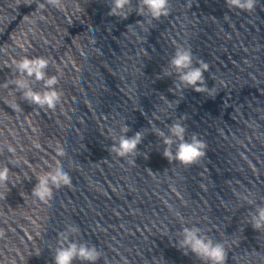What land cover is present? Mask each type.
Here are the masks:
<instances>
[{
	"label": "clouds",
	"instance_id": "clouds-1",
	"mask_svg": "<svg viewBox=\"0 0 264 264\" xmlns=\"http://www.w3.org/2000/svg\"><path fill=\"white\" fill-rule=\"evenodd\" d=\"M229 8H236L242 11H251L256 7L257 0H225ZM64 4V0H45L38 5L43 9L46 6L60 9ZM132 0H110L108 15L115 16L120 19H127L133 12ZM136 15L147 17L151 20H159L163 16L169 14V0H138L134 9ZM49 59L43 56L29 57L24 56L19 60H15L11 68H14V78L6 80L2 86L9 88V85L15 86V91L20 92L22 98L31 105L39 108H47L55 111L57 105L61 102V93L57 90L59 84L58 75L47 74L49 67ZM173 68L179 74L180 84L191 87L196 92L209 91L204 82V74L209 71V65L203 61H198V66H193V53L190 48L177 47L170 61ZM42 81L43 91L36 90L32 87L31 81ZM171 91V90H170ZM9 106L15 112H23L15 100ZM185 116H181L179 120L173 123L169 132L171 136L165 137V145L173 143L172 137H175L179 143L175 152L170 147H166L163 153L164 157L170 162L178 161L184 165L195 164L200 158L206 155V143L194 133L190 140L185 139L186 129L180 122ZM122 133L118 143H114L111 152L119 157H127L135 154L137 146L142 140V133L136 132L132 137H128L126 133L129 131L127 125L121 129ZM161 135H163L161 133ZM39 147V145H36ZM5 149L8 153L14 154V148L10 145H0V154ZM57 157H64L66 152L60 145L54 149ZM8 163L0 166V199L5 200L7 193L10 191L8 185L13 184L10 180L9 173L11 171ZM47 171L37 176V183L32 189L31 196L39 201L47 203L53 197V188L59 189L62 186H71L72 178L68 172L64 170L59 160H56L55 166L49 165ZM249 223L252 228L259 232H264V205L257 206L255 211L250 213ZM78 227L69 226L68 233L78 232ZM4 232L0 230V238L4 237ZM62 238V242L58 243V247L54 251V264H73L79 260L84 264H96L101 259L102 253L94 245L81 243L70 239V235L61 231L58 234ZM182 240L179 242V248L187 255L191 252L202 261V264H226L228 253L223 243L214 241L207 235H202L198 227H185L182 230Z\"/></svg>",
	"mask_w": 264,
	"mask_h": 264
}]
</instances>
